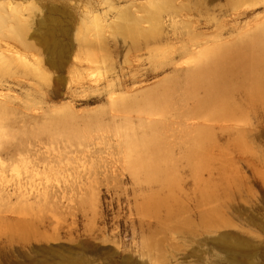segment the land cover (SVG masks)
Wrapping results in <instances>:
<instances>
[{"label":"rangeland","instance_id":"rangeland-1","mask_svg":"<svg viewBox=\"0 0 264 264\" xmlns=\"http://www.w3.org/2000/svg\"><path fill=\"white\" fill-rule=\"evenodd\" d=\"M171 8L204 33L197 49L264 19V0H0V64L18 56L0 68V264H264V102L235 96L197 171L183 135L148 127L175 106L150 92L172 68L144 74L168 60L172 43L155 41L173 37ZM14 9L25 43L9 33ZM132 22L148 30L138 51L120 28ZM85 45L105 60L82 68ZM151 135L163 139L154 158L171 186L128 167Z\"/></svg>","mask_w":264,"mask_h":264},{"label":"bare ground","instance_id":"bare-ground-1","mask_svg":"<svg viewBox=\"0 0 264 264\" xmlns=\"http://www.w3.org/2000/svg\"><path fill=\"white\" fill-rule=\"evenodd\" d=\"M15 10L13 11L15 23L9 33L12 38L25 43V25L21 22L19 13ZM166 10L163 11L165 12ZM169 10L166 11V14L170 18L169 25L172 26L173 37H159L155 41L157 43H172L168 50V60L151 59V66H148L144 74H148L149 77L166 68H172L170 70H172L173 74L166 77L161 83L154 85L150 92L160 93L167 101L172 99L175 106L170 112L171 117L159 120L150 119L148 127L150 129H159V125L162 123L168 126L172 134L180 133V135H183L185 137L184 141L189 143L188 147L183 148V156L191 164L193 170L197 171L204 164V159L211 149L213 142L211 129L214 127L212 122L229 117L233 111L239 108L238 103L235 101V96L240 95L248 103L253 101L264 102V19L253 26L251 25L252 29L248 28L246 31L240 32L232 41L217 42L213 46H206L205 44V47L197 49L200 43L198 41L202 39L200 35H204V33L196 32L195 26L188 24L192 21L182 17L181 8L179 10L177 8H171L172 11ZM156 14L157 16L153 14L152 17L159 18L163 13L158 12ZM177 16H180V18H177ZM135 21L137 22L138 20ZM134 23L133 28L131 27L132 24H125L124 27L122 25L120 28H122L123 32H127V34L123 33L124 35L131 33V40L135 41V37L137 42H132V45L134 46L133 48H137V43L140 41L138 39L141 35H144V38L148 30L142 29V31L135 25L138 23ZM3 24L4 17L0 13V30H3ZM180 24L187 30H181ZM83 32L86 35L85 31ZM149 32H152V30ZM81 39L87 44L90 42L87 38ZM83 41L81 42L84 45ZM208 41L206 39L204 43ZM145 43L150 44L149 41ZM140 45L143 46L144 44ZM158 45L153 43L149 50L158 51ZM53 46H55L57 53L61 54L63 49L61 50L58 44ZM53 46L52 49L54 48ZM145 46L147 47V45ZM86 47V56L79 61L82 68L84 66L89 68L94 63L105 60V58H102L103 56L99 58L98 54L90 53V45ZM136 48L134 51L142 49ZM187 53L193 57L189 62L187 61L188 67L175 64L174 60L177 57ZM3 58L4 61L2 63L5 65L0 64V68L4 69H10L18 60V56L15 54H8V56ZM35 69L39 68L35 67ZM136 78L137 76L132 75L127 81L135 82ZM150 92L146 91L144 93L143 97H145V100H148ZM151 99L157 102L160 97L152 96ZM3 110L5 111V107L0 105V111ZM64 110H61L62 114L59 113L60 117L56 119L57 122L62 119V116L69 114ZM197 119L202 121L199 122ZM161 141L163 139L155 135H151L149 139L142 141L140 149L130 152L131 159L128 162V167L135 175H142L146 181L154 180L163 185L171 186L173 179L169 176V172L158 164L154 158L158 153L157 150H159L158 143L160 144ZM148 152H151L149 159Z\"/></svg>","mask_w":264,"mask_h":264}]
</instances>
